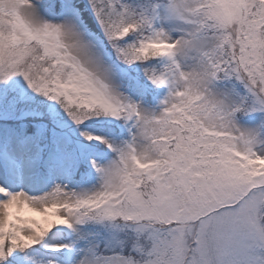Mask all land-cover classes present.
Instances as JSON below:
<instances>
[{
    "label": "snow or ice",
    "instance_id": "6c2138e0",
    "mask_svg": "<svg viewBox=\"0 0 264 264\" xmlns=\"http://www.w3.org/2000/svg\"><path fill=\"white\" fill-rule=\"evenodd\" d=\"M0 264H264V0H0Z\"/></svg>",
    "mask_w": 264,
    "mask_h": 264
}]
</instances>
